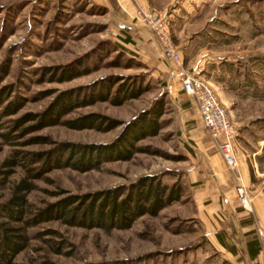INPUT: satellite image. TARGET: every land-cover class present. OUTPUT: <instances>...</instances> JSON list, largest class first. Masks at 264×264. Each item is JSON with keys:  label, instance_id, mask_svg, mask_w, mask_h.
<instances>
[{"label": "rangeland", "instance_id": "obj_1", "mask_svg": "<svg viewBox=\"0 0 264 264\" xmlns=\"http://www.w3.org/2000/svg\"><path fill=\"white\" fill-rule=\"evenodd\" d=\"M190 3L198 7L189 18L196 22L208 20L212 34L218 39L214 46L220 53H228L235 63L232 71L213 77L217 86L211 85L207 76H201L200 72L199 75L212 87L227 114L234 111L236 119L260 117L263 128L264 0H192ZM110 5L116 16L109 13ZM154 10L167 13L164 6ZM170 37L174 44L171 34ZM67 71L76 76L60 81L62 73ZM169 75L158 47L134 9L119 10L112 0H0V98L3 101L0 110L8 105L14 109L0 119V134L8 130L11 120L45 113L65 92L81 99L109 84V99L115 96L119 86L138 89L137 96L119 104L97 100L75 107L63 116L71 119L98 114L118 123L111 129L38 126L21 134L16 139L22 142L18 145L6 143L0 136V163L13 150L44 152L65 142L107 144L118 136L125 123L156 102L162 103L158 132L138 140L135 145L140 150L128 160L105 162L98 169L84 172L68 167L52 168L35 180L36 188L29 194V201L42 206L64 195L126 187L147 175H154L168 185L177 182L182 187L177 202L164 207L156 216L138 217L128 229L103 232L58 221L41 223L29 230V245L16 261L40 264L49 258L55 264H185L179 263V255L193 244L204 242L198 240L201 227L192 216L193 192L186 183L191 166L204 158L196 150L199 143L195 144L196 134L192 132L195 123L201 120L192 99L180 90L176 75ZM233 87L237 90L233 91ZM34 123L26 121L22 127ZM209 150L211 155L216 152L213 147ZM21 175L17 167L10 180L15 181ZM46 229L57 231L59 236L52 237L54 240L65 241L61 254L49 252L41 239L33 238L35 232Z\"/></svg>", "mask_w": 264, "mask_h": 264}, {"label": "trees", "instance_id": "obj_2", "mask_svg": "<svg viewBox=\"0 0 264 264\" xmlns=\"http://www.w3.org/2000/svg\"><path fill=\"white\" fill-rule=\"evenodd\" d=\"M60 81L73 78L74 72L62 73ZM110 85L101 88L85 98L78 99L68 92L58 96L43 114H27L11 120L8 130L0 134L8 144H21L16 139L25 131L33 128L63 125L74 130H106L118 123L107 117L90 113L80 117L63 119L73 108L91 104L97 100H109L119 104L123 100L138 95V89L119 86L115 96L109 98ZM2 97L0 104H2ZM11 105L3 106L0 119L13 113ZM162 114L161 101L124 124L118 136L107 144L59 143L44 152L13 150L12 155L0 163V264H22L16 257L27 249L30 240L29 230L41 223L58 221L71 227L85 229L97 228L103 232L128 229L142 215L156 216L164 207L177 202L182 195V187L174 182L170 185L160 182L154 175H147L129 183L126 187L99 190L85 194H70L58 197L53 202L36 206L29 201V194L35 190V180L52 168L68 167L84 172L98 169L102 163L128 160L140 150L135 144L138 140L154 136L160 128ZM34 121L26 127L22 124ZM0 123V127H1ZM33 139V138H32ZM18 142V143H17ZM26 144V142H25ZM19 167L22 175L15 181L11 176ZM50 235V238L43 237ZM53 254H61L65 247L57 231L46 229L35 232ZM66 252V251H65ZM40 264H55L45 258Z\"/></svg>", "mask_w": 264, "mask_h": 264}, {"label": "crops", "instance_id": "obj_3", "mask_svg": "<svg viewBox=\"0 0 264 264\" xmlns=\"http://www.w3.org/2000/svg\"><path fill=\"white\" fill-rule=\"evenodd\" d=\"M112 1L119 10L124 7L134 9L130 0ZM136 1L145 9H159L161 6L167 8L170 34L184 67L207 76L208 82L214 86L219 84L213 77L227 74L235 68L234 59L228 53H220L214 46L218 39L212 34L209 21L196 22L189 18L198 7L190 3L192 0L179 3L178 0ZM109 8V13L116 16L111 5ZM163 61L170 71L169 76L176 75L178 81L176 68L164 58ZM236 90L233 87V91ZM228 113L235 128L233 144L236 170L251 196V211L238 205L232 173L226 168L201 121L196 122L192 130L196 134L194 142L199 143L196 150L200 155L204 154V158L191 166L186 175V183L192 187L193 192L195 213L192 216L201 227L197 232L198 240L204 242H197L181 253L179 263L264 264V133L261 132L264 127L260 125L263 119H236L234 111ZM212 147L216 152L211 155L208 152Z\"/></svg>", "mask_w": 264, "mask_h": 264}, {"label": "built area", "instance_id": "obj_4", "mask_svg": "<svg viewBox=\"0 0 264 264\" xmlns=\"http://www.w3.org/2000/svg\"><path fill=\"white\" fill-rule=\"evenodd\" d=\"M137 19L154 39L162 57L177 70V78L182 90L188 95L198 111L201 124L210 137L214 147L223 159L226 168L232 173L233 189L238 205L250 212V194L242 184V178L236 170L235 128L225 108L218 100L214 90L196 70L183 67L180 55L171 41L168 17L165 10L145 9L131 0ZM261 235V232L258 231Z\"/></svg>", "mask_w": 264, "mask_h": 264}]
</instances>
